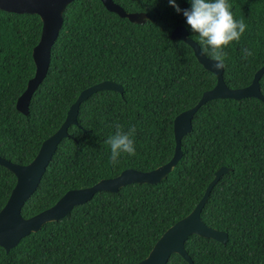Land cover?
Returning <instances> with one entry per match:
<instances>
[{
    "label": "trees",
    "instance_id": "16d2710c",
    "mask_svg": "<svg viewBox=\"0 0 264 264\" xmlns=\"http://www.w3.org/2000/svg\"><path fill=\"white\" fill-rule=\"evenodd\" d=\"M149 19L133 23L109 11L101 0H74L52 47L47 75L33 93L30 112L17 100L36 71L33 48L42 33L35 13L0 9V155L30 163L42 142L66 119L80 92L103 80L121 83L101 90L80 105L39 186L22 208L31 217L54 205L68 190L91 186L127 168L150 171L171 160L175 117L193 107L217 76L197 59L193 48L172 39L185 25L169 0H115ZM181 9L189 0H176ZM234 19L248 25L237 43L224 46V79L229 87L248 86L264 65V0H227ZM185 43H183V42ZM254 55L247 59L242 49ZM208 56V55H207ZM210 57V56H209ZM264 94V74L260 79ZM119 123L136 126V155L110 163L105 143ZM183 136V156L158 184L131 183L117 192L99 191L63 218L23 237L9 252L0 245V264H134L143 260L161 235L187 216L222 166L230 171L213 187L201 216L228 232L226 243L192 234L186 249L193 264H264V101L256 97L217 98L195 113ZM17 178L0 164V210ZM167 264H190L173 253Z\"/></svg>",
    "mask_w": 264,
    "mask_h": 264
},
{
    "label": "water",
    "instance_id": "95a60500",
    "mask_svg": "<svg viewBox=\"0 0 264 264\" xmlns=\"http://www.w3.org/2000/svg\"><path fill=\"white\" fill-rule=\"evenodd\" d=\"M74 0H0V9L15 13H35L42 20V33L39 42L33 48V59L36 66L34 76L28 81L27 87L17 100V109L28 114L33 93L47 75L51 62L52 47L62 29L64 12L66 7ZM105 7L121 17L128 18L133 23H143L149 19L144 12H129L115 0H101ZM172 39H181L190 44L197 59L205 68L217 76V83L212 89L206 90L200 100L191 108L179 113L174 120V132L176 147L173 157L167 163L150 171H142L135 168H127L119 175L101 179L97 183L83 188L68 190L54 205L31 216L24 217L22 208L26 201L35 192L43 177L48 164L56 152L61 140L70 136V125L78 123L80 105L92 94L101 90H117L124 92L121 83L112 80H103L83 89L77 99L71 104L66 119L51 136L42 142V145L28 164H20L4 158L0 155V164L11 170L16 178V184L4 207L0 210V245L8 252L15 247L20 240L32 232L39 231L47 222L63 218L76 205L86 203L99 191L117 192L122 187L131 183L158 184L171 173L183 156L182 138L192 130V121L198 109L207 101L217 98L241 99L244 97H256L264 101V94L260 86V79L264 74V65L260 67L252 82L245 87L232 88L224 79V69L216 70L207 55L202 54L198 42L189 36L185 25H177L172 33ZM230 167L222 166L216 172L207 189L194 207L184 218L169 227L157 240L147 257L134 264H167L173 253L181 255L190 264L193 259L189 255L185 243L192 234L218 240L222 243L228 241L227 231L207 225L201 216L202 210L208 201L213 187L221 176L230 171Z\"/></svg>",
    "mask_w": 264,
    "mask_h": 264
},
{
    "label": "clouds",
    "instance_id": "9594fccd",
    "mask_svg": "<svg viewBox=\"0 0 264 264\" xmlns=\"http://www.w3.org/2000/svg\"><path fill=\"white\" fill-rule=\"evenodd\" d=\"M189 2L190 8L181 9L176 0H169V4L178 13H183L191 30L198 34V45L202 54L210 56L211 60L216 62L213 64L216 70L225 69V59L228 54L224 46H228L233 41L238 43L248 25L243 18L234 19L235 14L230 11L232 5L227 0H189ZM253 55L252 49H242L244 59ZM114 127V134L109 135L105 141L111 149L110 163L113 166L120 162L121 154L136 155L134 137L137 131L135 125L127 131L119 123Z\"/></svg>",
    "mask_w": 264,
    "mask_h": 264
}]
</instances>
